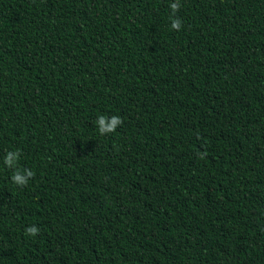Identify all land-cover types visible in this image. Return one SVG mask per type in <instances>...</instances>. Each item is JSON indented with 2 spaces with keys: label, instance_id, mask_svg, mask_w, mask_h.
Wrapping results in <instances>:
<instances>
[{
  "label": "trees",
  "instance_id": "1",
  "mask_svg": "<svg viewBox=\"0 0 264 264\" xmlns=\"http://www.w3.org/2000/svg\"><path fill=\"white\" fill-rule=\"evenodd\" d=\"M172 2L0 0V264H264V0Z\"/></svg>",
  "mask_w": 264,
  "mask_h": 264
},
{
  "label": "clouds",
  "instance_id": "2",
  "mask_svg": "<svg viewBox=\"0 0 264 264\" xmlns=\"http://www.w3.org/2000/svg\"><path fill=\"white\" fill-rule=\"evenodd\" d=\"M171 9L170 19V30L179 31L182 28V21L176 15L181 7L180 0H175V2L170 3ZM123 118L118 115H99L95 121L98 132L101 136H105L114 133L119 126L123 124ZM21 153L17 151H7L3 163L9 168L13 169V174L11 176V181L23 188L28 185L29 180L35 176V172L28 168L21 169L18 166ZM39 228L35 225H31L25 229V235L35 237L39 234Z\"/></svg>",
  "mask_w": 264,
  "mask_h": 264
}]
</instances>
